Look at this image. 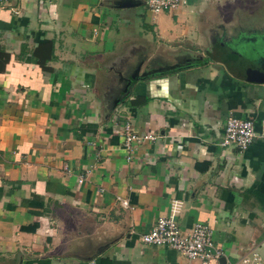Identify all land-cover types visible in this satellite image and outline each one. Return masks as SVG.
Returning <instances> with one entry per match:
<instances>
[{"label": "crops", "instance_id": "obj_1", "mask_svg": "<svg viewBox=\"0 0 264 264\" xmlns=\"http://www.w3.org/2000/svg\"><path fill=\"white\" fill-rule=\"evenodd\" d=\"M209 1L152 39L122 25L142 0L0 2V264H200L140 241L169 216L264 259V81L236 66L264 34L224 41ZM229 114L252 122L245 150L219 144ZM124 121L155 136L130 160Z\"/></svg>", "mask_w": 264, "mask_h": 264}, {"label": "built area", "instance_id": "obj_2", "mask_svg": "<svg viewBox=\"0 0 264 264\" xmlns=\"http://www.w3.org/2000/svg\"><path fill=\"white\" fill-rule=\"evenodd\" d=\"M7 1L9 0H0V2ZM142 2L150 12L157 13L161 10H174L184 5L186 0H142ZM112 132L122 136L126 160L131 159L138 144L155 139L151 132H134L127 121L122 123L121 128H113ZM260 136L264 139V126ZM254 137L255 131L251 120L240 119L229 114L225 119L219 144L245 150ZM121 203L126 205L123 200ZM211 234V228L200 222H195L189 229L182 230L175 219L169 216L158 217L151 228L141 233L139 238L144 244L169 248L200 264H220V259L225 258L224 251L212 242ZM223 262L222 264H264V259L255 248L250 247L244 249L235 261L224 260Z\"/></svg>", "mask_w": 264, "mask_h": 264}, {"label": "rangeland", "instance_id": "obj_3", "mask_svg": "<svg viewBox=\"0 0 264 264\" xmlns=\"http://www.w3.org/2000/svg\"><path fill=\"white\" fill-rule=\"evenodd\" d=\"M197 2L198 0H192L191 4L179 6L174 10H161L157 13L150 12L143 3H137L130 11L133 13L127 18V24L122 25L131 28L140 25L144 28L153 27V30L146 33L151 39L155 30H158L160 34L162 31L179 34L182 28L192 31L193 28L203 24L198 20V14L193 9L197 6ZM200 10L206 12L207 24H218L222 27L224 41L233 40V37L229 38L232 35L238 39L241 36L264 34V0H210ZM231 30H234L233 33H228ZM163 39L164 37L160 36L157 40L162 42ZM211 41L216 40L212 38ZM207 46L209 48V44Z\"/></svg>", "mask_w": 264, "mask_h": 264}, {"label": "water", "instance_id": "obj_4", "mask_svg": "<svg viewBox=\"0 0 264 264\" xmlns=\"http://www.w3.org/2000/svg\"><path fill=\"white\" fill-rule=\"evenodd\" d=\"M249 39L246 55L236 66L246 80L264 81V36Z\"/></svg>", "mask_w": 264, "mask_h": 264}]
</instances>
